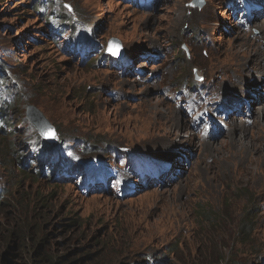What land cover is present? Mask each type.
<instances>
[{"label": "rangeland", "instance_id": "374dc122", "mask_svg": "<svg viewBox=\"0 0 264 264\" xmlns=\"http://www.w3.org/2000/svg\"><path fill=\"white\" fill-rule=\"evenodd\" d=\"M53 1L44 14L33 0H0V72L8 78L0 86V256L10 251L0 264H264V15L243 31L227 0L201 9L161 0L151 10L122 0ZM79 33L88 55L73 50ZM114 39L118 56L108 51ZM151 52L159 59L145 57ZM195 81L238 99L248 88L251 117L243 110L216 139H199L164 94ZM28 106L49 120L56 142L40 136ZM167 146L182 150L168 148L181 163L139 157ZM57 152L85 177L101 170V179L81 182L55 162ZM147 162L165 164L176 181L145 185L135 166Z\"/></svg>", "mask_w": 264, "mask_h": 264}, {"label": "bare ground", "instance_id": "6f19581e", "mask_svg": "<svg viewBox=\"0 0 264 264\" xmlns=\"http://www.w3.org/2000/svg\"><path fill=\"white\" fill-rule=\"evenodd\" d=\"M262 26H264V25H262ZM262 26L261 27H259V28H262ZM263 31H264V28H263ZM82 46H84V45H82ZM115 48V45H111L110 47H109V50H111V49H114ZM108 50V51H109ZM78 51H80V50H78ZM82 51H85V50H82ZM264 75V74H263ZM262 75V76H263ZM245 79L243 78V76L241 77V82L242 81H244ZM235 85V84H234ZM244 87H245V84L243 85V87L241 88V90H243L244 89ZM248 92H249V89L247 88L245 91H244V93L245 94H248ZM168 94V93H167ZM231 95V94H230ZM231 96H233V95H231ZM167 98V97H166ZM259 102V100H255L254 99V102ZM251 107H252V105H251V100L249 99V101L248 102H246V103H244V106L243 107H239L238 109H237V111H241V110H244V113H246V111L248 112V111H251ZM246 110V111H245ZM262 112L264 113V107H262ZM230 116H233V114H230ZM263 116V115H262ZM27 119L29 120V118H28V116H27ZM30 121V120H29ZM262 120H259L258 122L260 123ZM255 123H257V121H254ZM184 125V124H183ZM230 127V126H229ZM191 128H192V126H191ZM193 129V128H192ZM246 129V128H245ZM244 129V130H245ZM194 131H196L195 129H193ZM176 133V132H175ZM192 134V133H191ZM171 136H173V135H171ZM193 136L194 135H192L191 136V138L193 139ZM183 138V137H182ZM151 139V138H150ZM172 139H173V137H171L170 139H168V137H165L164 139H162V142H167V143H169V142H171L172 141ZM184 140L185 139H187V138H183ZM213 139V138H212ZM157 140V139H156ZM206 140H211V139H206ZM198 142V141H197ZM197 142H196V144H193L195 147L197 146ZM207 142V141H206ZM210 142V141H209ZM192 144V143H191ZM198 144H199V142H198ZM168 148H170V150L171 149H174V148H171V147H169V146H167V147H165V148H163V149H161V150H159V151H155V152H151V153H148V154H146L147 152L146 151H142V150H140V152H139V157H143V158H146V159H151L152 157H155L156 155H160L162 158H168L169 159V161H167L166 163H169L170 161H172L171 160V158H170V156H168V155H171V156H174V157H176L177 158V155L176 154H172V153H170V151H168ZM175 150V153H178V151H182L179 147H177V149H174ZM45 161V160H44ZM181 160H180V158H177V159H175V161H172V162H178V163H181L180 162ZM185 161V160H184ZM48 163H49V161H48ZM193 164L195 163V161L194 162H192ZM50 164V163H49ZM184 164V163H183ZM189 165H191V161H190V163H189ZM179 167H180V165H179ZM166 171H167V173H165V174H163V175H161V177H160V181H158V183L159 182H161V183H159V184H163V183H169V182H171V181H174L173 179H172V177H171V175H170V173H171V170L170 169H166ZM122 173H123V178H124V183L126 184V186L127 185H130V186H132V183H133V172L132 171H130V173H129V175H126V170L123 168V170H122ZM136 177H138L137 176V174H134ZM141 175H139V178H141L140 177ZM181 176V175H180ZM143 181H145V180H143ZM142 182V181H141ZM145 182H152V180L151 179H148L147 181H145ZM166 184V185H167Z\"/></svg>", "mask_w": 264, "mask_h": 264}, {"label": "trees", "instance_id": "16d2710c", "mask_svg": "<svg viewBox=\"0 0 264 264\" xmlns=\"http://www.w3.org/2000/svg\"><path fill=\"white\" fill-rule=\"evenodd\" d=\"M32 5L34 6L35 12L39 13V11L41 10L43 13H45V12H46V8H47L48 6L53 5V0H33ZM76 39H77L78 42H80V43H82V44H85V42H86V40H87V37H86V35H85L84 33H81L79 36L76 37ZM86 44H87V43H86ZM1 75H2V74H1V72H0V77H1L0 80H5V81L8 80V78H6V77H2ZM1 85H3V87H5V84H1ZM0 114L3 115L2 112H0ZM5 120H8V118H6ZM19 122H23V123H25L26 120H25V119H20ZM54 147H56V145H49V148H48V149H54ZM56 156H57V155H56ZM45 158H46V157H44V156L42 157V161H43V162L41 163L40 171H42V170L44 169V165H45V161H44V160H45ZM54 160H55V158H54ZM39 161H41V158L36 159V162H38V164H39ZM55 162H56V163H59V166L62 167L63 164H61V162H59V161L57 160V158H56V161H55ZM57 167H58V166H57ZM66 168H68V169L74 171V169H71V168H73L71 165H70V166H69V165H66ZM54 169H56V166H55V167H51L49 170H47V172H46L47 176L52 177V174H53V170H54ZM57 175H58V174H56V177H57ZM204 216H205V215H204ZM207 220L209 221V219H207ZM249 222H250V221H249L248 219H246L245 221H243V222L241 223V227H242V229L244 230V228H245V231H244V232L249 231V228H250V224H249ZM5 248H11V249H12V246L8 245V246L5 247ZM9 254H10V251H7V250H6V251L4 252V254L2 255V257L0 256V259L6 260Z\"/></svg>", "mask_w": 264, "mask_h": 264}, {"label": "water", "instance_id": "95a60500", "mask_svg": "<svg viewBox=\"0 0 264 264\" xmlns=\"http://www.w3.org/2000/svg\"><path fill=\"white\" fill-rule=\"evenodd\" d=\"M205 4V0H194L193 5L198 6L199 8H203ZM116 42V41H113ZM113 45V44H112ZM111 51H115L114 49H111ZM27 116L29 120L36 126L39 133L45 137L48 142H53L54 138H51L48 133L50 130H54V127L52 124L47 120L45 115L36 107L34 106H28L27 108ZM56 133V132H55Z\"/></svg>", "mask_w": 264, "mask_h": 264}, {"label": "snow or ice", "instance_id": "6c2138e0", "mask_svg": "<svg viewBox=\"0 0 264 264\" xmlns=\"http://www.w3.org/2000/svg\"><path fill=\"white\" fill-rule=\"evenodd\" d=\"M113 54H114V55L119 54V47H118V46H115V51H113ZM48 135H49L51 138H55V136H56L54 130H50L49 133H48Z\"/></svg>", "mask_w": 264, "mask_h": 264}]
</instances>
